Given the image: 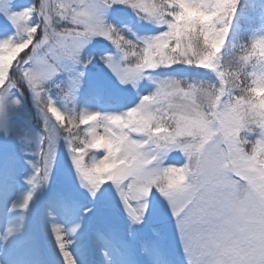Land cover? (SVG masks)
<instances>
[{"label":"snow or ice","instance_id":"6c2138e0","mask_svg":"<svg viewBox=\"0 0 264 264\" xmlns=\"http://www.w3.org/2000/svg\"><path fill=\"white\" fill-rule=\"evenodd\" d=\"M113 6L162 30L129 38L106 21ZM246 7L245 0H38L17 8L16 0H0V28L12 31L0 39V138L19 139L23 151L25 94L43 120L29 191L11 207L27 211L63 141L80 187L92 197L114 188L129 220L114 239L103 225L85 233V264L100 245L104 264H264V32L226 52ZM260 22L264 28V3ZM96 38L115 47L99 62L122 85L173 65L215 79L149 76L153 90L126 111L81 109L85 70L95 59L84 53ZM173 153L182 161L170 162ZM150 217L171 225V245L158 229L133 230ZM25 227L23 216L10 222L0 250L26 243ZM79 228L51 224L63 264H77L68 237Z\"/></svg>","mask_w":264,"mask_h":264},{"label":"rangeland","instance_id":"374dc122","mask_svg":"<svg viewBox=\"0 0 264 264\" xmlns=\"http://www.w3.org/2000/svg\"><path fill=\"white\" fill-rule=\"evenodd\" d=\"M37 2L38 0H16V6L24 8ZM247 2L245 0L247 7L245 15L240 19V27L234 36L230 35L226 52L231 50L233 44L246 43L251 35L264 32L260 22L261 4L264 0H253L248 4ZM105 19L132 39L152 36L162 30L155 23L143 19L136 11L123 6L120 8L113 6L106 10ZM36 20L38 22L39 18ZM4 23L3 18H0V25ZM7 35H12L11 29L4 31L0 28V39L6 38ZM115 51V47L109 41L101 38L94 39L85 49L84 54L92 55L95 59L85 70L84 84L78 98L79 108L101 113L126 111L138 103L141 96L153 90L154 85L149 76H176L189 80L215 79L214 74L205 69L173 65L171 68L153 70L135 87L122 85L99 62L101 55ZM61 78L63 77L57 78V82ZM22 99L28 111V120L24 128L29 130L23 140V151L20 150L19 139L0 138V235L9 227L10 222L23 216L27 242L0 250V264H63V258L59 255L51 235L53 221L69 229L80 225L78 231L68 237L72 241L69 251L77 264H85L82 248L84 234L91 232L98 225H103L109 239H114L127 232L129 220L114 188L105 186L92 197L80 187L63 141L59 143L48 184L33 194L27 211L22 212L11 207L13 202L20 200L29 191L27 177L32 174L29 162L37 159L34 155L36 152L34 134L41 132L43 128V120L36 114L31 94H25ZM169 161L181 162L182 157L173 153ZM85 209L88 211L85 212ZM148 229L160 230L165 234L168 243L172 244L171 225L163 217L155 219L150 217L149 222L143 227L133 226L135 232ZM103 248L104 246L100 245L92 252L88 258L91 264H104ZM109 253L116 256L111 249ZM180 257L181 253L174 250L173 258L179 260Z\"/></svg>","mask_w":264,"mask_h":264},{"label":"trees","instance_id":"16d2710c","mask_svg":"<svg viewBox=\"0 0 264 264\" xmlns=\"http://www.w3.org/2000/svg\"><path fill=\"white\" fill-rule=\"evenodd\" d=\"M246 1H248V2H247V4H248L249 2H251V1H253V0H246ZM250 6H251V5H250ZM250 9H251V8H250ZM249 11H250V10H248V12H249ZM134 105H135V104H134ZM134 105H133V106H134Z\"/></svg>","mask_w":264,"mask_h":264}]
</instances>
